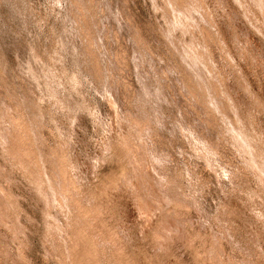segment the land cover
<instances>
[{
  "label": "rangeland",
  "instance_id": "374dc122",
  "mask_svg": "<svg viewBox=\"0 0 264 264\" xmlns=\"http://www.w3.org/2000/svg\"><path fill=\"white\" fill-rule=\"evenodd\" d=\"M0 264H264V0H0Z\"/></svg>",
  "mask_w": 264,
  "mask_h": 264
},
{
  "label": "bare ground",
  "instance_id": "6f19581e",
  "mask_svg": "<svg viewBox=\"0 0 264 264\" xmlns=\"http://www.w3.org/2000/svg\"><path fill=\"white\" fill-rule=\"evenodd\" d=\"M76 2V1H75ZM85 29V28H84ZM95 61V60H94ZM95 63V62H94ZM108 63V62H107ZM120 65V64H119ZM191 66H193V65H191ZM193 71V70H192ZM196 71V70H195ZM119 83V82H118ZM210 94V93H209ZM214 98V97H213ZM209 103V102H208ZM175 104V103H174ZM149 128V127H148ZM152 130V129H151ZM139 131V130H138ZM127 139V138H126ZM123 141V140H122ZM124 143V142H123ZM143 148V147H142ZM125 150V149H124ZM207 150V149H206ZM133 152H134V150H133ZM140 156V155H139ZM135 159V158H134ZM143 162H144V160H142ZM141 161V162H142ZM144 169V168H143ZM134 172V171H133ZM147 173V172H146ZM149 173V172H148ZM143 174V173H142ZM142 176V175H141ZM149 177V176H148ZM147 178V177H146ZM143 179V178H142ZM141 180V179H140ZM164 183V182H163ZM140 187H142L141 185H140ZM166 188V187H165ZM163 190V189H162ZM143 191V190H142ZM143 196V195H142ZM162 197V196H161ZM164 197H166V196H164ZM140 198V197H139Z\"/></svg>",
  "mask_w": 264,
  "mask_h": 264
}]
</instances>
